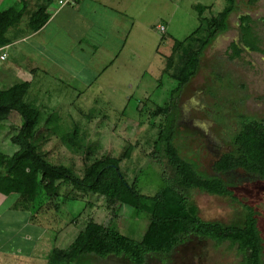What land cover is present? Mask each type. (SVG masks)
Wrapping results in <instances>:
<instances>
[{"label":"rangeland","instance_id":"obj_1","mask_svg":"<svg viewBox=\"0 0 264 264\" xmlns=\"http://www.w3.org/2000/svg\"><path fill=\"white\" fill-rule=\"evenodd\" d=\"M110 1L118 6L113 5L114 10L122 11L134 24L127 44L133 38L144 36L140 49L127 48L114 63L117 71L109 69L100 77L101 84L106 86L99 93L95 87L84 95L81 93L88 87V82L95 80L96 73H93L95 77L90 74L83 80L85 75H72L77 72L73 68L70 75L65 69L44 65L48 72L58 76L61 83L75 88L77 93L62 97V93L57 91L41 90L40 95L34 91L28 100L35 103L44 116L40 133L48 140L44 142L42 150L52 163L64 164L80 176L88 153L89 157L95 158L103 154L119 157L128 146H132L130 158L123 160L120 169L128 179L138 176L139 191L151 196L161 189L164 180L163 168L148 158L159 132L158 127L164 124L162 117L151 114L156 107L163 106L177 87L175 81L161 74L163 63L156 54V47H159L161 54H169L173 40L184 41L200 26L194 6L206 7L202 16L208 19L221 12L225 2ZM249 1H236V9L228 20V30L210 43L201 58L197 74L177 94L176 146L184 159L208 175L213 174V163L231 150V139L244 117L264 120V1L258 0L253 5ZM113 9L104 14L97 13L96 20L102 22L104 28L111 24ZM242 15H249L254 21L253 29L260 51L253 52L240 46L244 49L240 57L231 59L233 51L230 45L239 42V17ZM160 26L167 29L166 34L156 29ZM90 39L89 45L93 47L94 39ZM113 40L109 44L110 50L106 52L109 56L113 55L109 52L113 53L119 48L118 41ZM71 45L79 50L75 43ZM106 46L102 44L97 48L101 50ZM18 122L16 116H11L5 124L0 123V151L10 153L15 150L9 138H5L16 132L20 127ZM70 138L74 140L69 145ZM3 140L6 141L2 143ZM224 178L238 187L234 192L243 198L246 206L257 210L264 245V182L241 172ZM14 198L0 195V264H46L53 249L69 248L89 219L99 224L111 219L113 227L136 241L142 239L147 229L146 218L134 219L131 209L124 206H115L112 213L106 210L102 197L92 194H81L77 201L67 198L55 201L59 205L56 222L47 220V224L43 217H39L40 224H34L31 213L6 210ZM189 198L197 206L198 215L203 221L232 224L240 221L244 212L242 207L229 199L199 192L189 194ZM43 202L39 201V207ZM240 259L235 247L215 245L190 236L170 257H154L150 264H239ZM91 264L130 263L122 257H109L106 260L94 258Z\"/></svg>","mask_w":264,"mask_h":264},{"label":"trees","instance_id":"obj_2","mask_svg":"<svg viewBox=\"0 0 264 264\" xmlns=\"http://www.w3.org/2000/svg\"><path fill=\"white\" fill-rule=\"evenodd\" d=\"M257 1L249 2L253 5ZM224 2L223 10L208 19L202 16L206 7L194 6L200 28L184 41L175 40L171 54L164 60L162 73L175 81L177 87L163 106L156 107L151 114L164 121L158 127L148 154L164 171L163 185L154 195L142 194L138 189L140 178L128 179L120 169L123 160L130 158L132 146L119 157L103 154L95 158L88 153L80 176L64 164L52 163L42 150L48 140L40 133L45 119L39 107L28 100L30 85L19 83L0 90V123L5 124L11 116H16L20 125L8 137L15 150L0 151V194L15 197L13 210L31 213L34 224L41 223L39 217H43L46 224L47 220L53 223L59 210L55 201L61 198L77 201L81 194H92L102 197L106 210L112 213L115 206H124L131 209L134 219L148 221L142 239L136 241L113 227L111 219L104 224L89 219L69 248L53 249L46 264H91L94 258L106 260L109 257H122L130 264H150L154 257H170L190 236L215 245L235 247L241 257L239 264H264L258 212L246 206L243 198L234 192L238 187L224 178L241 172L264 182V120L252 116L240 121L239 130L231 139V150L213 163L212 175L201 173L194 163L184 159L175 143L177 94L197 74L204 49L228 30V18L236 9V0ZM23 13L25 11L17 7L0 12V48L11 42V30H17L19 36L29 35L41 29L50 18V14L42 10L35 11L28 18V31L24 32L20 26ZM240 22L239 42L230 45L231 59L240 57L244 49L260 51L254 21L244 15ZM72 138L68 140L69 145L73 144ZM193 192L229 199L244 210L241 220L232 224L203 221L197 206L190 202L189 194ZM39 201L43 202L40 207Z\"/></svg>","mask_w":264,"mask_h":264},{"label":"crops","instance_id":"obj_3","mask_svg":"<svg viewBox=\"0 0 264 264\" xmlns=\"http://www.w3.org/2000/svg\"><path fill=\"white\" fill-rule=\"evenodd\" d=\"M60 2L63 3L60 4ZM113 5L117 6L116 2L110 0H0V12L12 7L25 11L20 21L21 29L24 32L28 31V18L35 11L42 10L44 14H50V18L44 26L34 33L19 36L17 30L10 31L11 42L0 48V57L5 55L4 60L0 59V90H7L15 84L27 83L30 85L29 97L34 91L40 95L41 90L45 92L57 91L59 94L62 93V97L63 95L74 96L77 93L76 89L61 83L58 76H54L46 70L44 66L46 65L61 68L63 71L67 70V74L70 75L71 68H73L77 72L72 75L79 74V77L85 75L83 80L90 74L95 77L93 73H96L95 80L88 82V87L81 93L84 95L83 93L88 92L92 87H95L97 93L101 92L106 85L101 84L100 77L109 69L117 71V66L114 63L123 56L127 48L140 49V42L144 38L139 35L140 39L133 38L127 44L134 24L122 11L114 10ZM109 9L114 10L113 19H111V24L104 28L102 22L96 20V16L98 11L104 14ZM243 16H240L239 19ZM160 27L156 29L160 33L166 34L167 29L164 27V30L161 31ZM90 37L94 39L93 47L89 45ZM111 39L118 41L119 48L113 53L109 52L110 55L113 54L109 56L106 52L110 50ZM72 43H75L79 50L74 49ZM102 44L108 46L101 50L98 49L97 47ZM211 44L204 49L201 58ZM172 47L173 44L169 54H161L159 47H156V54L163 63L161 74L164 69V60L171 54ZM5 139L7 140L8 137ZM6 140H3L2 143ZM12 200L13 202L7 206L6 210L14 213V199ZM4 263L7 264V262Z\"/></svg>","mask_w":264,"mask_h":264},{"label":"built area","instance_id":"obj_4","mask_svg":"<svg viewBox=\"0 0 264 264\" xmlns=\"http://www.w3.org/2000/svg\"><path fill=\"white\" fill-rule=\"evenodd\" d=\"M63 2H60V4H62ZM160 29H161V31H163L164 29H163V27H160ZM0 59L1 60H4L5 59V55H2L1 57H0Z\"/></svg>","mask_w":264,"mask_h":264}]
</instances>
